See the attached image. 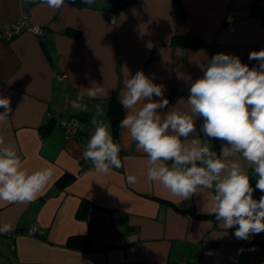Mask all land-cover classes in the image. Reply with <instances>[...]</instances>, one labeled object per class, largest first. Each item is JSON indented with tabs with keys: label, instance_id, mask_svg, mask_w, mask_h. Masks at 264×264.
<instances>
[{
	"label": "crops",
	"instance_id": "1",
	"mask_svg": "<svg viewBox=\"0 0 264 264\" xmlns=\"http://www.w3.org/2000/svg\"><path fill=\"white\" fill-rule=\"evenodd\" d=\"M260 2L264 0H95L86 5L65 0L54 11L41 0H0V26L26 12L43 29L0 39V95L10 97L13 109L0 136L14 145L29 172L54 170L35 201H0V224L12 225L0 233V264H264V232L237 239L235 228H223L215 217L195 216L212 212L213 191L201 189L183 200L149 181L147 155L120 124L114 129L109 114L110 100L120 103L124 81L137 71L164 86L169 105L159 110L163 116L173 107L188 110L191 83L203 76L213 55L230 54L249 67L258 66L248 57L264 49ZM176 36L200 41L178 43L172 40ZM97 85L108 96H85L88 111H75L71 101L83 88ZM96 104L105 109L102 119L121 148L122 167L108 174L96 172L82 157L94 131L90 121ZM121 108L123 119L126 110ZM70 116L82 123L77 133L65 135L59 123ZM202 124L198 118L197 133L189 141L207 139ZM210 143L219 155L222 141ZM237 159L255 188L253 168L240 154ZM64 173L72 178L59 186ZM129 175L137 182L128 183ZM261 195L257 189L253 198ZM83 199L91 206L79 217ZM75 234L88 235L90 246H68Z\"/></svg>",
	"mask_w": 264,
	"mask_h": 264
},
{
	"label": "clouds",
	"instance_id": "2",
	"mask_svg": "<svg viewBox=\"0 0 264 264\" xmlns=\"http://www.w3.org/2000/svg\"><path fill=\"white\" fill-rule=\"evenodd\" d=\"M41 3L57 11L65 0ZM81 3L91 5L95 0ZM248 59L258 61V66L249 67L230 54L213 55L203 68V76L191 83L187 111L173 107L162 116L159 110L169 105L164 86L154 83L143 71L129 76L119 93L126 110L119 126L127 130L137 150L147 155V179L159 182L171 195L183 200L201 193V189L213 191L212 214L216 221L225 229L235 228L234 236L242 240L264 232V49L250 52ZM83 89L71 101V107L78 112L88 111L83 103L85 96H108L100 85ZM154 96L160 99L153 100ZM94 107L95 115L90 121L94 131L82 157L91 161L96 172L108 174L113 168L122 167L121 148L113 140L109 123L102 119L105 109L100 104ZM0 108L4 109L0 112L3 126L13 111L10 97L0 95ZM201 117L200 131L207 139L189 141L188 137L197 133L196 120ZM71 127H80L79 121L73 120ZM213 139L222 141L219 155L210 146ZM237 154L258 177L255 188ZM53 175L50 167L29 172L14 145L0 136V201L31 203ZM127 180L130 184L137 182L132 175ZM257 189L262 193L258 200L253 198ZM11 230V224H0V233ZM207 254L211 255V251Z\"/></svg>",
	"mask_w": 264,
	"mask_h": 264
},
{
	"label": "trees",
	"instance_id": "3",
	"mask_svg": "<svg viewBox=\"0 0 264 264\" xmlns=\"http://www.w3.org/2000/svg\"><path fill=\"white\" fill-rule=\"evenodd\" d=\"M172 40L178 43L179 42H190V43H195V44L199 43L200 41L199 39L193 36H176ZM109 114L111 116L112 121L114 122L113 124L114 129H116L118 125L120 124V121L122 120V108H121L120 103L117 102L115 99H111L109 102ZM71 178H72V175H69L67 173L62 174L57 179L58 185L62 186V185L68 184ZM90 206H91V203L88 200L83 199L77 211L78 216L84 217L85 213L87 212V209ZM195 216L205 217V218L215 217L212 214V212L207 213V214H198V215L195 214ZM66 242L68 246L75 247V248H88L90 246L89 237L88 235H84V234L71 235L69 236Z\"/></svg>",
	"mask_w": 264,
	"mask_h": 264
},
{
	"label": "built area",
	"instance_id": "4",
	"mask_svg": "<svg viewBox=\"0 0 264 264\" xmlns=\"http://www.w3.org/2000/svg\"><path fill=\"white\" fill-rule=\"evenodd\" d=\"M261 7H264V2L259 3ZM26 30L32 32L34 34H41L43 29L42 27L33 24L29 21L28 14L24 12L20 17L16 18L13 21L6 22L0 26V39L2 40H9L14 34L18 33L19 31ZM73 120L79 121L81 126V120L77 117L70 116L64 120H62L59 125L65 135L75 134L80 127L72 128L71 122ZM32 230V229H31ZM180 264H185L180 263Z\"/></svg>",
	"mask_w": 264,
	"mask_h": 264
},
{
	"label": "water",
	"instance_id": "5",
	"mask_svg": "<svg viewBox=\"0 0 264 264\" xmlns=\"http://www.w3.org/2000/svg\"><path fill=\"white\" fill-rule=\"evenodd\" d=\"M243 63H244V64H247V61H244Z\"/></svg>",
	"mask_w": 264,
	"mask_h": 264
}]
</instances>
